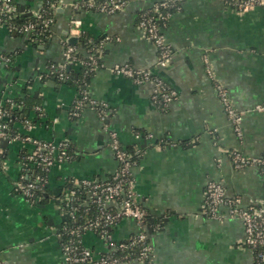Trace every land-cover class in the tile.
<instances>
[{
    "label": "crops",
    "instance_id": "crops-1",
    "mask_svg": "<svg viewBox=\"0 0 264 264\" xmlns=\"http://www.w3.org/2000/svg\"><path fill=\"white\" fill-rule=\"evenodd\" d=\"M16 1L32 10H39L43 2ZM57 1L50 36L37 45L0 26V53L12 58L0 63V104L8 98L38 96L39 117L19 107L31 128L18 121L15 126L36 139L68 141L74 153L49 169L45 200L29 201L16 190V183L22 173L25 178L37 173L35 166L24 169L21 161V153L32 146L21 140L1 142L0 264H65L59 239L66 214L53 197L66 179L102 180L114 172L118 164L110 147L111 132L122 147L138 152L131 175L147 212L151 260L127 264H253V252L243 245L242 222L209 217L203 204L206 183L215 180L228 196H239L241 206H264V164L235 167L232 161L233 153L264 155V112L254 110L264 103V6L243 13L222 0H180L161 27L172 53L169 65L160 68L156 48L137 21L141 12L161 0H128L114 13L74 8L75 0ZM71 20L80 24L74 26ZM82 34L102 44L100 66L89 76L86 89L92 99L106 103L109 111L103 119L90 106L71 115L78 92L70 78H39L49 63H64L69 37H77L73 46L87 57ZM116 64L150 70L176 92V98L167 107L159 106L152 99L150 81L115 74L110 69ZM69 66L74 76L81 72L78 61ZM218 85L243 113L240 134L225 112ZM136 231L135 222L124 219L112 237L120 241ZM82 242L96 252L110 250L89 231Z\"/></svg>",
    "mask_w": 264,
    "mask_h": 264
},
{
    "label": "built area",
    "instance_id": "built-area-1",
    "mask_svg": "<svg viewBox=\"0 0 264 264\" xmlns=\"http://www.w3.org/2000/svg\"><path fill=\"white\" fill-rule=\"evenodd\" d=\"M128 0H84L73 2V7L83 6L88 9H93L99 12L114 13L123 9ZM180 0H161L153 4L149 10L140 13L137 26L143 31L145 37L153 43L157 51L156 64L160 68H165L171 60L172 50L165 42L161 32V27L166 22L171 11L170 8H178ZM222 2L237 10L238 12H248L257 6H264V0H222ZM58 1L53 2L50 8L57 7ZM43 5V2H42ZM44 12V11H43ZM42 6L39 10H24L23 6L17 7L11 0H3L0 6V26H4L12 34L29 36L36 25L41 27V34L46 37L50 32L53 18L44 17ZM27 13L34 17V21L25 22L19 26H6L3 16L18 17ZM71 24L78 26V20H71ZM102 50L101 42L87 52V57L78 56L73 45H68L64 52V63L57 65L50 63L46 66L45 76H52L59 80L70 78L68 72L65 71V66L72 61H78L81 64L82 75L85 76L89 72L96 70L99 64V54ZM11 61L9 55L0 53V63L8 64ZM59 66L58 71L53 70V67ZM113 73L126 76L136 82L150 81L153 85L152 99L161 107H167L175 98L176 92L167 86V84L159 76L153 74L150 70L136 69L128 64H116L110 69ZM43 74L39 75L43 79ZM87 83H84L82 91L77 95V100L73 104L71 111L72 116H77L84 106H90L98 110L99 116L103 119L109 109L106 103L98 102L92 99L86 89ZM217 93L224 104L225 112L234 126L237 134H240V124L243 113L237 111L230 103L225 89L218 85ZM7 102L12 103L11 98ZM37 109L40 110L39 107ZM254 110L264 112V103L256 105ZM41 111V110H40ZM6 112L0 106V146L4 140L5 124L4 120ZM26 129L31 128L28 120L25 121ZM110 147L117 161V167L110 178L102 180L81 178L73 181L74 188L65 194V200L68 203L74 201L76 194L75 187L81 186L85 190V200L82 204L87 210L90 204L96 206L101 213V217H93L85 219L78 226H69L72 219L75 218V209L68 208L63 212L66 214L67 225H63L60 231L62 242L60 248L63 254L65 264H127L130 261L138 260L148 262L151 260V247L147 240L146 225L143 222L146 219L145 209L143 208L139 198L134 190L133 178L131 175V154L126 148L122 147L115 132H111ZM21 140L30 143L32 149L26 156L27 163L25 166H37L42 170H48L55 164L69 160V155L66 148L68 141H60L53 143L46 140L36 139L29 135L23 138L18 136L9 139V141ZM1 148V147H0ZM1 151V149H0ZM138 154V152H136ZM232 161L235 167H243L248 164H264V158H251L233 153ZM24 166V165H23ZM131 176V177H130ZM23 178V177H21ZM47 184L40 175H34L33 180H21L16 183V190L19 191L27 200L33 201L37 199L35 192L41 190L42 186ZM77 205V202L73 203ZM204 213L205 215L223 220L226 216L238 218L244 228L243 245L249 248L254 255L253 264H264V206L261 203L252 202L246 207L241 206V198L239 196H228L223 186L215 181L209 180L205 186L204 197ZM225 207L226 212H221L220 208ZM124 219H131L137 226V231L128 238L114 241L112 237L113 229ZM155 227L158 226L154 225ZM92 232L98 239L106 243L110 250L108 252H96L91 248L83 245L82 236L85 232ZM83 232V233H82ZM119 249L125 251L122 258L123 263L118 257H114L112 251Z\"/></svg>",
    "mask_w": 264,
    "mask_h": 264
},
{
    "label": "trees",
    "instance_id": "trees-1",
    "mask_svg": "<svg viewBox=\"0 0 264 264\" xmlns=\"http://www.w3.org/2000/svg\"><path fill=\"white\" fill-rule=\"evenodd\" d=\"M79 2L84 1V0H77ZM3 0H0V6L2 5ZM12 3H14L15 5H17V7H21V5L19 3H17L16 0H11ZM53 2H57V0H43V5H42V12H43V16L44 17H51L54 18V9L50 8L51 3ZM24 10H29L30 7L28 5H24L23 6ZM176 9V8H175ZM174 10V8H170L169 11ZM0 16L2 17V14H0ZM3 18L5 19V24L6 26H19L25 22L28 21H34V17L29 16L27 13L23 14L22 16H18V17H8V16H3ZM19 35V34H16ZM50 36V32L46 34V37H44L41 34V27L36 25L33 27L32 32L30 33V35L28 36V40L30 43L32 44H39L41 42H43L45 39H47ZM81 44L82 46L85 48V50L89 51L91 48L95 47L98 42L93 41V39H90L86 34H82L81 36ZM4 54V53H3ZM6 54V53H5ZM8 55V54H6ZM78 56L82 57L83 59L86 57H83L82 55ZM9 57L11 58V55H9ZM12 59V58H11ZM50 64V63H49ZM60 69L59 66H55L53 67L54 72L58 71ZM92 72H89V74H86L85 76L82 75V72H80L77 76H74V74L72 72H68V76L70 77L71 81L75 84L76 88H77V92L78 94L82 91L83 89V85L84 83L88 82L89 76L91 75ZM49 78H55L57 81L61 82L63 80H59L58 78L54 77V75L52 76H44L43 80L46 81ZM38 96H34L31 99L27 100V99H21V98H11V101L13 104L7 102V100H5L3 103L0 104V106L3 108V110H5L6 112V117L4 120V124H5V131H4V139H12L16 136H18L20 139L25 137V134L22 133L16 126H15V122H21L22 124L25 125V121L27 120L26 116L23 115V117H21V113L19 111V107L22 108V111L26 110H34L36 113V116L39 117V115L41 114L42 110V106L37 98ZM77 100V98L74 99V102ZM74 104V103H73ZM37 107L40 108L37 109ZM29 121V120H28ZM30 122V121H29ZM1 147V146H0ZM0 161L3 159V155H4V149L1 147L0 148ZM127 151L131 154V160L134 162L137 161L138 159V154L136 153V151L131 150V149H127ZM66 152L69 155V159L73 158L74 153H73V147L72 145L69 143L67 148H66ZM29 154V152L27 151H23L21 153V161L22 164L24 165V169L27 168L28 166H25L27 163L26 160V156ZM264 158V155L262 156ZM36 167V175H40L41 177H43L45 180L48 179L47 177V173L48 170H42L40 167ZM24 173H22L23 178L20 177V180L22 182H26L29 180H33V177H29L27 176V178L24 177ZM111 174L107 177L110 178ZM131 177V176H130ZM74 180L72 179H66V181L64 182L62 189L60 191L59 194L55 195L53 197L55 203L59 206L61 211H64L68 208H73L75 209V218L71 220L70 225L69 226H73V227H78L80 226L85 219H89V218H93V217H101L102 213L96 209V206L93 204H90L87 208V210H85L86 206L84 207V205L82 204L83 200H85V190L81 187H75L76 189V194L74 196V201L70 202L67 204L66 200H65V194L70 191L72 188H74ZM47 188V184H45V186H42L41 190H38L37 192H35L36 196L43 199V201L45 200V198L43 197V193L46 191ZM77 202V205H73V203ZM146 214V219L143 222V225H147V212L145 211ZM68 223H64L63 225H67ZM83 233V232H82ZM60 240V246L62 244V242H64L61 238ZM112 255L114 257H118L120 259V261L123 263L125 260L122 258V256L125 254V251H121L119 249H114L112 251ZM150 262V261H148Z\"/></svg>",
    "mask_w": 264,
    "mask_h": 264
},
{
    "label": "water",
    "instance_id": "water-1",
    "mask_svg": "<svg viewBox=\"0 0 264 264\" xmlns=\"http://www.w3.org/2000/svg\"><path fill=\"white\" fill-rule=\"evenodd\" d=\"M76 42H77V37H75V36L69 37L68 40H67V43L69 45H74V44H76ZM66 71L67 72L70 71V66L69 65H66Z\"/></svg>",
    "mask_w": 264,
    "mask_h": 264
}]
</instances>
